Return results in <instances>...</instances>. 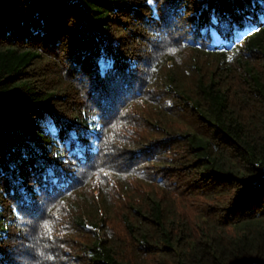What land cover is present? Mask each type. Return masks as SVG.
<instances>
[{
	"label": "trees",
	"instance_id": "1",
	"mask_svg": "<svg viewBox=\"0 0 264 264\" xmlns=\"http://www.w3.org/2000/svg\"><path fill=\"white\" fill-rule=\"evenodd\" d=\"M262 14L0 0V264H264Z\"/></svg>",
	"mask_w": 264,
	"mask_h": 264
},
{
	"label": "snow or ice",
	"instance_id": "2",
	"mask_svg": "<svg viewBox=\"0 0 264 264\" xmlns=\"http://www.w3.org/2000/svg\"><path fill=\"white\" fill-rule=\"evenodd\" d=\"M152 2H153V4H154V3H155V0H152ZM258 2H259V4H260L262 7H264V0H258ZM262 15H264V14H262ZM256 19H257V24L254 25L253 27L248 28V29H247L248 32L255 31V30L258 29V27H259L260 25H264V19H260V17H257ZM69 137H70V139H73V140L76 139V136H75L74 133H70V134H69ZM57 138H58V137H57Z\"/></svg>",
	"mask_w": 264,
	"mask_h": 264
}]
</instances>
